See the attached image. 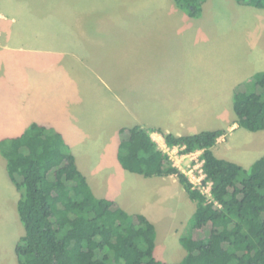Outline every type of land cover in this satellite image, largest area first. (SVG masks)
I'll list each match as a JSON object with an SVG mask.
<instances>
[{"label":"rangeland","instance_id":"1","mask_svg":"<svg viewBox=\"0 0 264 264\" xmlns=\"http://www.w3.org/2000/svg\"><path fill=\"white\" fill-rule=\"evenodd\" d=\"M10 1L12 0H0V137L7 135L8 130L22 129V125L30 117L36 116L38 119L43 113L44 117H53L59 126L60 123L61 126L64 124L68 129V137L69 134L76 135L75 141H78L79 149L76 148L75 151L97 193L100 195L99 191L103 189L104 195L109 198H119L130 213L147 215L157 230L155 255L164 261L179 262L186 254L180 239L192 232L196 203L190 200L176 176L149 178L123 168L118 158L121 126L117 127V122L120 118H113L112 115L120 111L116 109H121L120 105L124 102L114 96L118 93L123 98V90L128 87L125 83L126 73L133 72L136 79L133 85L135 97L149 94L148 97L152 98L149 99L145 114L155 115L160 111L157 109L158 104L164 110L162 101L154 100L152 90L156 86L152 85L153 81L162 80L161 85H158L160 97L166 98L181 89L179 87L176 90L173 80L177 79L179 84L182 83L187 72V69H171L178 67V50L175 48H181V43L184 44V38H180V35H184V29L178 27L179 19L189 22L187 29L190 43H196L197 48H202L204 53L210 54L213 51L220 64L230 61L240 64L245 61L244 66L248 68V54H252L260 35L252 29L259 20L255 18L252 21L254 13L251 11L257 10L264 14V9H247L236 0H204L202 6L206 4L205 15L200 18L188 15L187 18L184 16L185 10L175 2L160 0L159 6H164L163 16L160 14L157 19L160 24L150 28L151 32L144 37L140 28L136 31L127 20L129 15H125L131 12L127 13L125 7L119 8L116 2L109 1L108 6L100 7L96 14L87 12L83 17L79 12L89 7L86 6L87 0H49L53 7L50 10L56 14L54 20L47 21L49 25L42 28L53 37L34 38L38 28L43 25L34 21L36 12H32L29 18H24V15L15 11V5L10 4ZM16 4H22V8L27 4L30 9H36L40 3L34 6L32 2L17 0ZM87 11H91L90 8ZM62 13L70 15L62 21ZM79 16L81 19L77 20ZM140 22L141 19L138 23ZM221 28H226L230 34L238 32L234 36L220 35L215 45L206 43L220 34ZM91 32L99 36L86 35ZM19 33L26 36L21 37ZM260 39L262 41L261 37ZM131 48H166L158 56L151 51V55L146 58L149 72L157 75L155 78L146 69L144 72L147 74L140 75L143 69L136 65L145 61L141 54L138 58L127 55L132 53ZM218 51L220 54H216ZM86 53H103V67L100 61L97 63L101 68H95L96 70L78 65V60ZM134 55L138 56L136 53ZM17 61L22 63L18 65L19 68L16 67ZM76 77L81 81L73 83ZM165 82L167 85L163 84ZM82 83L85 85L82 86ZM73 90H78L81 95ZM30 103L34 106L31 107ZM136 107H139L138 111L141 110V101L137 100ZM165 108L167 112L171 111V106L165 105ZM221 112L224 117L213 118V123L207 122L201 126H192V120H185L182 133L190 134L189 132L199 129L215 130L219 127L225 129L226 134L218 140L213 148L214 152L219 157L249 168L255 160L264 156V130L254 132L239 126L230 130L236 121L234 108L231 107L230 116H225L228 114L225 111ZM19 114L23 116L22 125L14 124ZM95 114L103 116L102 125L94 117ZM135 121H141V116L134 118L130 115L129 118H121L120 123L129 126ZM156 138L166 149L162 136L156 135ZM200 153L183 159L181 152L176 151L172 153L173 161L189 174L197 188L210 197L211 182L204 173H200ZM6 163V158L0 151V264H20L15 245L20 234L24 235L25 229L17 219L18 209H15L13 200L18 197V191L14 190L15 184L8 174ZM198 164L199 167L196 168ZM15 212L16 219L13 217ZM4 250L9 253L3 252Z\"/></svg>","mask_w":264,"mask_h":264},{"label":"trees","instance_id":"2","mask_svg":"<svg viewBox=\"0 0 264 264\" xmlns=\"http://www.w3.org/2000/svg\"><path fill=\"white\" fill-rule=\"evenodd\" d=\"M204 0H175L190 16ZM264 9V0H237ZM236 123L264 130V70L234 88ZM181 153L202 150L211 197L198 189L152 136ZM119 161L145 177L176 176L196 203L194 226L180 239L179 262L155 255L157 230L143 213H130L116 200L97 196L80 170L64 135L33 122L18 136L0 140L7 171L21 197L25 233L15 252L20 264H264V156L249 167L216 155L223 129L177 135L140 124L120 129Z\"/></svg>","mask_w":264,"mask_h":264},{"label":"crops","instance_id":"3","mask_svg":"<svg viewBox=\"0 0 264 264\" xmlns=\"http://www.w3.org/2000/svg\"><path fill=\"white\" fill-rule=\"evenodd\" d=\"M12 1H10V4H12V5L14 4L15 5V11L17 13H21L22 15H24V18H29L30 15L32 14V12H34V11L36 12V20H34V21L38 22V23L41 22L43 25H41V27L38 28L37 32L34 35V38H36V37L52 38L53 37V36H51V34L49 35L48 32H44L43 31L44 29L42 28V27L46 28V26L49 25V22H47V21H49V20L52 21L55 18L54 15L56 13L51 11L53 9V7H52V4H49V0H21L24 3L27 1L32 2L34 6H36V3H40V4H38V8L36 7V9H30V6L27 4H25L26 5L25 8H22V4H16L17 0H12ZM109 1L113 2V3L116 2L117 5L119 6V8L125 7L127 9L126 10L127 13L131 12V13L125 15V16L129 15V18L127 20H129V22H131V24L136 29V31L140 28V30L142 32V36H144V37L147 35V33L151 32L150 28H155L158 24H160L159 21L157 22V19H159L158 16L160 14H162V16H163V13H164V6H161V7L159 6L161 4V3H159L160 0H87L86 6H89L88 8H90L91 11H87L88 8L86 7L85 10L79 12V14L83 17H85L84 15H86L87 12L96 14L98 11H100V7L108 6ZM170 1H172L173 3L175 2V0H170ZM64 2H66V1H64ZM236 2H237V0H236ZM74 3H77V2L75 1ZM47 4H48V7H47ZM175 4L179 8H181L176 2H175ZM18 5H20L21 7ZM239 5L247 7V9H250L248 7H252V6H248V5H241V4H239ZM28 7H29V9H28ZM50 8H51V10H50ZM204 8H206V4L203 6L201 15L198 16L197 18H200V17L205 15ZM28 11H29V13H27ZM42 12H44L45 14H43ZM206 12H207V10H206ZM251 12L254 13V14H252L254 17L251 16L252 21L255 18H258V20H259L258 24H256V26L254 25L252 29L255 31V33H257V34L259 33L260 35H258L259 39L255 43L253 51H251L252 54L251 53L248 54V57H249V59H247V63H249L248 68H246L244 66L246 64L245 61L240 62V64L237 62H234V61H230L228 63L226 62V63L220 64V61H217V58L215 57V54H213V51H211L210 54L204 53V50H202V48H197L196 43L195 44L190 43V39H189L190 34H189V30L187 29L189 22L179 19L177 21L178 27H180L181 29H184V32H183L184 35H180V38H184V44L181 43V48L180 47L175 48L178 50L177 56H176V64L178 65V67L174 66L171 69L178 68L179 71H180V69H187V72L185 73V76L182 79L183 80L182 83L179 84L177 79H174L173 83H172L173 85L177 86L176 90L179 87H181V89L177 90V92L174 93V95H172V96H168L166 98H161L160 97L161 91H160V87L158 85H161L160 81H162V80H157V81L154 80L153 81L154 83L152 84L153 86H156L152 90L153 95L155 96L154 100L156 102L162 101L161 105H163L164 110H161L160 104H158L157 109H159L160 111H157L155 113V115H150V114L146 115L145 112L147 111V108L149 105V101H150L149 99H152V98L148 97L149 94H148V96L135 97V95H134L135 89L133 88V85H134V80H136V79L134 77L133 72L132 73L127 72L125 83L128 87L125 90H123L125 93V94L123 93L124 99L120 95H118V93H116L114 96L116 99H118L119 101H122L124 103H122L120 105L121 109H118V108L116 109V110H120V111H116V114L112 115V117L113 118H120V120H121V118H129L130 115L133 116L134 118L141 116V121H135L131 125L140 124L144 128H147V129H150V128L153 129L154 128V129L162 130V131L167 132V133L179 132V133H175V134L182 135V134H184V132L182 133V130L185 129L184 128L185 127L184 121L187 119L192 120V123H191L192 126H197V125L201 126L204 123L206 124L207 122L213 123V121H212L213 118L220 117V116L224 117L223 116L224 114L221 111H225L228 113V114H225V116H230L231 115L230 109H231V107H233L234 88L242 82H247L248 80H251L253 78V76L255 75V73H257L258 71L264 70V14L257 12V10H252ZM49 13H51V14H49ZM185 13L187 15L184 14V16H186L188 18L189 14L186 11H185ZM62 14H63L61 17L62 21H64L70 15V14L66 15L65 13H62ZM206 14H209V13H206ZM190 17H192V16H190ZM192 18H195V17H192ZM79 19H81L80 16L77 18V20H79ZM140 19H141L140 23H142V25H140V23H138V21ZM129 22L127 24H129ZM38 23H35L36 26H38ZM149 25H151V26L149 27ZM220 32H221L220 34L213 36L212 39L209 41H206V43L211 42L212 44L215 45L216 40L220 35L225 36V37H227L228 35L234 36L235 33H237L238 31H234V32H232V34H230L229 32H227L226 28H223V29L221 28ZM16 33L18 35L17 31H16ZM19 34H21V37L26 36V35H22V33H19ZM86 35L92 36V37L99 36V34H97L95 32L86 33ZM242 35H244V34H242ZM260 37L262 38V41H261ZM178 45H179V43H178ZM51 49L56 50L55 48H51ZM131 49H132V53H127V55H130L133 58H138L139 54H141V58L143 59V61H145L142 63H137V65H136L137 68L139 67V68L143 69V71L140 75L145 76L147 74V72H144V70L146 69L149 72V62H147L146 58L151 55V51L156 52L155 56H158L159 53L165 51L166 48H131ZM168 49H174V48H168ZM135 53L138 54L137 57H135V55H134ZM216 54H220V52L218 51ZM102 55H103V53L99 54V55H94L92 53H89V54L86 53V54H84L83 57H81V59L78 58L79 59L78 65H86V67L88 69L94 68V70H96L95 68L98 69V67H99V64L97 63V61H100L101 65H102L101 67H103V60L105 58ZM167 57H168V55H167ZM132 61H134V59ZM21 64L22 63H19L17 61L16 67L19 68L18 65H21ZM156 64H153V65H156ZM173 64H175V63L173 62ZM62 66H64V65H62ZM101 67H99V68H101ZM131 67H133V66L131 65ZM149 74L151 76H153L154 78L157 76V75L155 76V74L150 73V72H149ZM165 74H166V72H165ZM80 81L81 80H79L76 77V79L73 83L80 82ZM157 83H159V84H157ZM83 84L84 83H82V86H83ZM137 84H140V83H137ZM163 84L167 85V82H165ZM162 87H164V86L162 85ZM73 91L80 94V92L78 90H73ZM71 97H72V95L69 96L70 99H71ZM137 100L141 101V110L140 111H138L139 107H136ZM32 105L33 104L30 103L31 107L34 106V105L33 106ZM165 105L171 106L170 112H167ZM22 109H23V107H22ZM97 116H99V115L95 114L94 117H96L99 124L102 125L103 121L101 119H103V116H99V117H97ZM194 116H200V117H194ZM18 117L19 118L14 122V124H17V125L21 124L22 125L23 116L21 114H19ZM35 117L34 116H33V118L30 117L28 119L27 123L22 125V129L8 130L6 132L7 135L1 136L0 140L5 138V137L18 136V135L22 134L29 127V125L32 124L33 122L42 123V124H45L47 126L55 128L56 130L60 131L64 135V138H65L67 144L69 145L70 149L72 150V152L76 156L78 167L80 168V170L84 173V175L88 179L94 193L99 197L109 198L108 196L104 195L103 189H102V191H99L100 195L97 193L96 189L91 184L90 176L88 175L87 171L81 166V163L78 159V153H76V151H75L76 148L79 149V147H78L79 143H77L78 141H75L76 135L69 134V137H68V134H67L68 129L65 127V125L63 124L61 126V123H60V126H59L58 123L53 119V117L52 118L44 117V113L38 119H36ZM195 118H202V119L196 120ZM120 120L117 122V124H118L117 127L118 126H121V127L124 126L123 124L120 123ZM63 123H65V122H63ZM182 125H184V126H182ZM237 126H238V124L235 121L234 125L231 126L229 129L232 130ZM228 127H229V125H228ZM200 128H202V127H200ZM217 129H223V128L219 127ZM223 130H225V129H223ZM197 132H200V129L194 130V131L189 132V133H197ZM225 132H226V130H225ZM156 135L162 136V134L159 132H153L152 136L158 141L160 146L164 149L163 143H161L160 140L158 138H156ZM162 139H163V142L165 143L163 136H162ZM120 141H121V138H120ZM165 145H166V143H165ZM14 190H17L16 186H15ZM20 197H21V194L18 191V197H15V199L13 200V205L15 204L14 205L15 209H16V207L18 209V202H19ZM110 199L116 200L125 209L123 203L120 201L119 198H117V197L111 198L110 197ZM18 214H19V211H18ZM13 217L15 219L17 218V212L14 213ZM18 217L20 218V214ZM19 218H17V219L21 223V218H20V220H19ZM21 236H23L22 233L20 234V236L18 238H21ZM3 252H5L7 254L9 253V251H6V250H4ZM0 254H1V247H0Z\"/></svg>","mask_w":264,"mask_h":264},{"label":"built area","instance_id":"4","mask_svg":"<svg viewBox=\"0 0 264 264\" xmlns=\"http://www.w3.org/2000/svg\"><path fill=\"white\" fill-rule=\"evenodd\" d=\"M177 149H179V150H177ZM169 155H170V157L173 159V155H172V153H174V152H176V151H179V153L183 150V148L182 147H179V146H174V147H169V146H167V148L166 149H164ZM201 152V153H200ZM196 153H200V155H202V150H198V151H195V152H191V153H181V156L183 157V159H185L186 157H190L191 155H194V154H196ZM176 166H177V164H176ZM201 168H200V173H204L205 174V172H204V170H203V160H202V163H201ZM179 167V166H178ZM197 167H199V164L196 166V168ZM183 171V170H182ZM183 172H185V171H183ZM186 173V172H185ZM188 174V173H187ZM189 175V174H188ZM190 177V176H189ZM205 177H206V174H205ZM198 189H200V188H198ZM201 190V189H200ZM202 191V190H201ZM204 193V192H203ZM205 194V193H204ZM212 196V194H211V186H210V197Z\"/></svg>","mask_w":264,"mask_h":264}]
</instances>
